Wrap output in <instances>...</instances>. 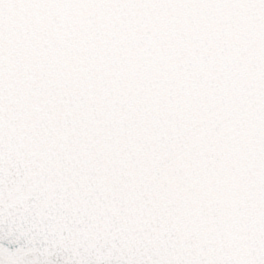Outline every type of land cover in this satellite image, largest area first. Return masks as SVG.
I'll list each match as a JSON object with an SVG mask.
<instances>
[{
    "label": "water",
    "instance_id": "obj_1",
    "mask_svg": "<svg viewBox=\"0 0 264 264\" xmlns=\"http://www.w3.org/2000/svg\"><path fill=\"white\" fill-rule=\"evenodd\" d=\"M0 264H264V0H0Z\"/></svg>",
    "mask_w": 264,
    "mask_h": 264
}]
</instances>
